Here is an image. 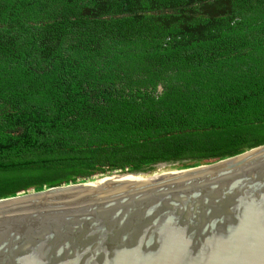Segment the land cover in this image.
Here are the masks:
<instances>
[{
  "label": "trees",
  "instance_id": "obj_1",
  "mask_svg": "<svg viewBox=\"0 0 264 264\" xmlns=\"http://www.w3.org/2000/svg\"><path fill=\"white\" fill-rule=\"evenodd\" d=\"M264 143V0H0V177Z\"/></svg>",
  "mask_w": 264,
  "mask_h": 264
},
{
  "label": "water",
  "instance_id": "obj_2",
  "mask_svg": "<svg viewBox=\"0 0 264 264\" xmlns=\"http://www.w3.org/2000/svg\"><path fill=\"white\" fill-rule=\"evenodd\" d=\"M0 264H264V143L219 160L0 177Z\"/></svg>",
  "mask_w": 264,
  "mask_h": 264
},
{
  "label": "rangeland",
  "instance_id": "obj_3",
  "mask_svg": "<svg viewBox=\"0 0 264 264\" xmlns=\"http://www.w3.org/2000/svg\"><path fill=\"white\" fill-rule=\"evenodd\" d=\"M167 165H176V164H173V163H159V164H157L155 167H159V166H167Z\"/></svg>",
  "mask_w": 264,
  "mask_h": 264
}]
</instances>
